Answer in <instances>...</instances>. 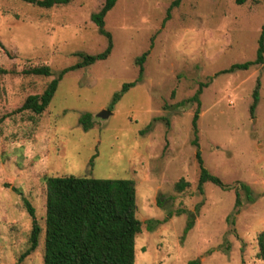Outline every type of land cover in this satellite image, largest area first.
I'll return each instance as SVG.
<instances>
[{
  "label": "rangeland",
  "instance_id": "1",
  "mask_svg": "<svg viewBox=\"0 0 264 264\" xmlns=\"http://www.w3.org/2000/svg\"><path fill=\"white\" fill-rule=\"evenodd\" d=\"M173 1L115 0L103 19L110 53L65 73L47 108L36 114L19 108L28 95L81 61L80 53L105 50L107 37L91 18L104 0L49 8L0 0V264L43 263L44 178L69 174L134 181L141 222L135 264H264L257 256L264 232V62L221 72L255 59L263 3L180 0L167 16ZM144 52L140 76L136 58ZM39 65L52 74L22 72ZM125 83L132 85L121 92ZM205 83L198 149L208 171L232 187L205 182L199 193L192 127L197 104L190 98ZM103 110L108 114L101 117ZM85 113L92 120L87 130L79 123ZM179 179L188 182L181 191ZM236 181L254 195L247 202L240 189L238 213ZM23 198L41 231L36 248L19 261L33 219ZM190 216L193 225L183 236Z\"/></svg>",
  "mask_w": 264,
  "mask_h": 264
},
{
  "label": "trees",
  "instance_id": "2",
  "mask_svg": "<svg viewBox=\"0 0 264 264\" xmlns=\"http://www.w3.org/2000/svg\"><path fill=\"white\" fill-rule=\"evenodd\" d=\"M41 7L49 8L55 4H67L72 0H23ZM237 4H243L247 0H234ZM263 3L264 0H260ZM115 0H104L103 5L98 12L93 13L91 18L99 27L100 33L107 37V46L99 54L80 53L81 61L72 66L61 69L57 76L51 79L44 90L39 94L28 95L21 106V110H29L33 113H42L56 90L58 81L62 76L72 70L93 64L98 59H105L112 48L110 33L104 28V16L111 9ZM180 0H174L169 9L177 5ZM264 24L261 35L258 39V48L256 57L252 61L235 64L221 72H231L237 69L246 70L254 64L264 62ZM148 52L136 58V64L139 66V75L143 73V62ZM24 74H33L39 76H50L51 70L48 65H39L22 70ZM132 83L122 85L121 92L127 90ZM200 84L195 94L190 100L195 101V108L192 127H193V145L197 151L195 157L199 166V175L197 180V189L203 193V184L211 182L223 190L231 189L230 184L223 183L219 177L210 173L204 166L197 143V119L199 117V95L202 87ZM259 81L257 80L253 91V101L250 105V113L253 114L259 96ZM119 97V93L113 95V102ZM79 123L83 129L87 130L92 126L91 114L85 113ZM46 196H45V225L43 236V263L42 264H135V236L141 230V222L135 215V183L132 179L125 178H94L76 175L47 176L44 178ZM188 186V182L179 179L175 183L178 191ZM241 191L244 192L247 202L254 201V195L250 187L241 181H236L234 185L235 201L234 211L239 212L243 203ZM158 203L160 199L157 200ZM23 203L32 219V227L29 234V246L19 256V261L23 260L32 252L38 243V237L41 231L40 226L34 219V209L29 201L23 198ZM199 205L197 204L196 207ZM169 216L172 215L168 213ZM230 217V216H229ZM227 217V218H229ZM233 219L231 223L233 224ZM193 225V218L190 216L187 222L184 234ZM152 229V225H147ZM257 256L264 258V232L258 235ZM188 264H199L198 259L188 261Z\"/></svg>",
  "mask_w": 264,
  "mask_h": 264
},
{
  "label": "water",
  "instance_id": "3",
  "mask_svg": "<svg viewBox=\"0 0 264 264\" xmlns=\"http://www.w3.org/2000/svg\"><path fill=\"white\" fill-rule=\"evenodd\" d=\"M107 114H108V112H106V111L103 110L98 115L101 116V117H103V116H107Z\"/></svg>",
  "mask_w": 264,
  "mask_h": 264
}]
</instances>
